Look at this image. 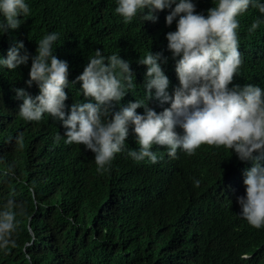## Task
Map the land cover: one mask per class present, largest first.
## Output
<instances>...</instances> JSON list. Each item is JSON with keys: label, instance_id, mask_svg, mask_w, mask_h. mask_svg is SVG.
<instances>
[{"label": "trees", "instance_id": "trees-1", "mask_svg": "<svg viewBox=\"0 0 264 264\" xmlns=\"http://www.w3.org/2000/svg\"><path fill=\"white\" fill-rule=\"evenodd\" d=\"M27 2L31 11L21 18V27L0 36V57L13 40L22 41L34 55L36 43L57 32L54 54L67 61L71 84L96 49L105 55L119 53L130 62L136 85L113 105V112L135 99L146 100V67L138 61L148 51L168 58L162 69L170 81L169 93L178 86L165 39L175 22L166 26L167 11L157 13L156 22L139 16L125 22L115 13L116 0ZM194 3L201 13L214 6V0ZM258 15L249 8L238 17L242 64L229 87L264 88V25L248 32ZM29 69L30 62L16 71L0 70V205L15 198L25 209L16 218L17 247L0 250V264H29L25 251L31 264H264V227L242 219L237 203L245 194L243 173L251 162L239 161L224 146L202 148L190 157L177 152L176 158L154 146L162 158L151 167L147 160L128 156L130 148H139L130 127L125 149L97 171L94 154L83 145L55 141L57 132L63 136L66 131L55 118L45 114L40 121H27L19 116L22 101L15 89L25 88ZM79 87L65 89L67 107L84 99ZM26 91L38 94L35 85ZM169 106L148 101L158 113ZM9 164L15 165V180L3 175ZM32 185L36 205L28 191ZM29 229L36 233L35 243Z\"/></svg>", "mask_w": 264, "mask_h": 264}, {"label": "clouds", "instance_id": "clouds-1", "mask_svg": "<svg viewBox=\"0 0 264 264\" xmlns=\"http://www.w3.org/2000/svg\"><path fill=\"white\" fill-rule=\"evenodd\" d=\"M249 8L259 13L248 28L251 34L264 25V0H214L206 13L197 12L194 0H116L115 13L125 22L138 16L156 22L157 13L168 12L165 24L171 27L175 22V30L165 39L178 80L170 94V81L162 69L168 58L148 51L138 61L146 67V100L135 99L116 112L113 105L136 85L130 62L119 53L105 55L96 49L70 84L67 61L54 54L60 36L49 32L36 43L34 55L25 50L22 41L13 40L6 55L0 57V70L16 71L30 62L25 88L15 89L16 99L22 101L19 116L27 121H40L45 114L55 118L66 129L63 136L57 132L55 141L83 145L94 154L97 171L105 170L125 149L130 127L139 148H130L128 156L147 160L151 167L162 158L153 151L154 146L166 149L171 158L181 152L190 157L202 148L224 146L239 161L251 162L243 173L245 194L237 203L239 216L259 229L264 227V88L253 84L229 87L242 64L238 17ZM30 11L27 0H0V36L18 30L21 18ZM76 84L84 99L67 107L65 89ZM33 85L38 88L35 96L26 91ZM152 99L170 106L158 113L148 107ZM140 108L143 113L137 112ZM0 163H4L2 157ZM3 175L15 180V165L9 164ZM199 183L195 181L197 186ZM28 191L32 203L38 204L35 186ZM24 211L23 203L15 198L0 205V250L17 247L16 218ZM29 234L35 243L36 233L29 229ZM25 258L31 264L27 251Z\"/></svg>", "mask_w": 264, "mask_h": 264}]
</instances>
